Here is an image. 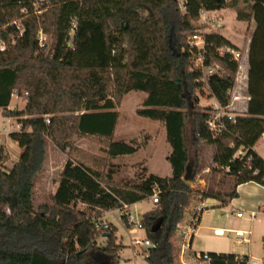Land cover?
Returning <instances> with one entry per match:
<instances>
[{
    "label": "trees",
    "instance_id": "trees-1",
    "mask_svg": "<svg viewBox=\"0 0 264 264\" xmlns=\"http://www.w3.org/2000/svg\"><path fill=\"white\" fill-rule=\"evenodd\" d=\"M38 1L0 0V37L8 44L0 51V110L20 119L22 130L9 136L23 150L14 167L5 170L2 163L9 156L0 146V264H119L123 246L117 242V228L111 224L107 230L98 229L96 219L77 209V204L110 211L147 200L154 188L160 191L157 208L143 216L147 237L155 245L147 248L146 260L176 264L170 238L198 195L182 180L188 160V117L194 118L196 146L215 145L214 165L235 179L228 200L209 194H203V199L216 198L225 204L238 197V185L264 186V159L254 150L264 133V0H186L185 11L178 0H54L45 14L55 39L47 59L39 53L40 23L34 14ZM240 2L244 7L238 8L237 18L256 23L247 53V112L236 114L235 122L226 119L227 130L214 137L210 109L200 107L197 91L205 84L197 81L201 72L190 70L187 38L195 32L202 8L220 10ZM45 30L49 31L47 26ZM206 40L207 64L219 63L225 71L222 77L208 79L209 91L228 104L238 63L218 50L237 47L218 32L207 34ZM23 90L28 94L25 109H9L14 93ZM131 91L147 94L137 114L166 128L172 149L167 157L170 177L145 173L139 175L138 183H116L112 172L105 174L90 165L89 156L80 159L70 154L72 134L99 138L106 145L108 157H93L94 165L107 166L109 158L139 150L134 141H113L121 99ZM46 137L64 152L69 148L70 158L51 204L36 210L34 186L46 157ZM241 148L246 151L242 159L236 157ZM121 218L126 224L124 213ZM159 218L162 227L152 232ZM106 232L109 236L103 237ZM101 237L105 244L98 242ZM210 254L220 259L238 256Z\"/></svg>",
    "mask_w": 264,
    "mask_h": 264
},
{
    "label": "rangeland",
    "instance_id": "rangeland-1",
    "mask_svg": "<svg viewBox=\"0 0 264 264\" xmlns=\"http://www.w3.org/2000/svg\"><path fill=\"white\" fill-rule=\"evenodd\" d=\"M53 4L54 0H46L44 2L39 0L34 4V14L38 17L40 23V28L37 33L39 39V53L44 59L52 56L55 44V39L51 32L50 20H48V17L45 15ZM144 15L146 16V14ZM233 17L234 10H231L230 17L227 19L224 18L223 32L236 43H241L246 32V24ZM18 22V24H20L21 20ZM46 26L49 29L48 32L45 30ZM4 43L5 47H8L7 42ZM11 43L15 44L13 35H11ZM69 45L72 46V40H70ZM173 47L176 48L175 42L173 43ZM240 50L244 56L247 55L245 47H242ZM244 63L246 64V57L241 61V64L244 65ZM244 71V67L238 70L234 86L228 92L229 98L233 103L232 108H234V112L237 114L243 113L242 111L246 104L244 96L247 95V91L246 87L243 85L244 83H242L246 78V73L244 74ZM197 92L200 107L202 111H206L207 107L214 103L213 96L207 86H201ZM236 95L242 97L236 100L234 99ZM27 97L28 94L25 90L21 93H17V95H13L9 108L14 111L24 110L27 104ZM146 97L147 94L145 92L131 91L122 97L118 108L120 117L113 141H134L139 148L136 153L118 156L115 159L109 158V165L107 166H104L102 162H99L98 165H94V161H92L93 157H108L106 145H104L99 138L83 137L72 134L68 138L72 143V153L70 154L80 159H87L89 156L87 160L89 164L93 165L102 173L107 174L112 172L113 181L116 183H138L140 181L138 178L139 175L145 173V176L150 173L160 177L172 176V167L167 159L171 147L166 141L165 129L161 132L163 125L158 120L137 114V110L143 107V101ZM47 117L49 116L47 115ZM190 117L187 118V121ZM191 118L194 119L193 117ZM19 120L20 119L17 117L6 116V114L0 110V146H3L6 154L9 156V158L2 163V167L5 170H11L14 167L19 161L23 151L17 142H11L10 133L4 131L6 128L12 132L18 124L22 126ZM46 138V157L42 170L36 177L34 186V206L36 210L44 204H51V195L55 193L58 187L59 175L66 161L70 158L68 153L70 151L69 148L64 152L56 141H53L49 137ZM257 146L259 152L264 157L263 138L258 141ZM195 147L196 155L194 158L196 171L194 178L189 184H191L195 193L198 194L194 197L193 201L203 200L208 210L205 211L200 222V225H203L204 228H199L197 234L193 237L192 249L196 252H208L216 255L249 253L253 255V261L258 260L259 264H264V211H261L257 219L251 222L249 220V214L246 211H244V218L239 219L236 215L237 211H234L229 204H222V202L216 198L203 199V194H209L211 197L219 196L228 200V194L235 188V179L227 170L219 169L214 165L213 158L217 149L215 145L201 143L198 147L195 144ZM241 151L246 153V151L241 148L237 152L236 157L239 156ZM76 208L90 213L93 219L108 221L117 228V242L123 246L120 252L119 264H148L146 258L143 257L147 248L133 245L135 239H143L145 237V232L139 230L136 234L132 235L129 232L130 226L128 223L125 224L119 211H93L81 203H78ZM156 208L157 204L152 203V198L150 196L145 202H140L138 205L132 206L130 210L133 218L140 214L138 218L142 219L146 212ZM190 213L189 209L186 213L185 220L182 222L183 225L188 223ZM210 227L251 229V239L253 243L250 245H239L235 242L234 233L227 232L224 235H217L212 229H209ZM170 240L174 247L175 263L180 264L178 261L180 235L177 228L172 233ZM98 242L101 245L105 244V239L101 237Z\"/></svg>",
    "mask_w": 264,
    "mask_h": 264
},
{
    "label": "built area",
    "instance_id": "built-area-1",
    "mask_svg": "<svg viewBox=\"0 0 264 264\" xmlns=\"http://www.w3.org/2000/svg\"><path fill=\"white\" fill-rule=\"evenodd\" d=\"M46 0H41L44 2ZM180 4V9L185 11L186 0H178ZM75 26V22H73ZM195 32L188 37L187 41V50L192 54L190 70L191 71H199L201 72V76L197 79L198 82L205 84L208 87V79L211 76H223L225 71L223 67L219 63L207 64V40L206 35L213 32H218L224 28V16L219 13V10H208L206 8H202L199 12L198 19L195 21ZM6 49L4 41L0 37V51H4ZM219 54L222 56H230V59L236 61L238 63V70L241 68V61L247 57L244 56L242 51L239 48L224 46L218 50ZM17 95V92L14 93ZM242 96L236 95L234 99L238 100ZM249 98V97H248ZM232 102L229 99L228 104H223L214 98V103L210 104L209 113L211 114V118L209 121V128L214 137H218L223 134L227 130L226 119L232 120L235 122V115L232 110ZM49 122V120H47ZM22 130L21 125H17L15 130L12 132H19ZM4 131L7 133L9 130L6 128ZM264 139V133L261 136V139ZM245 153L240 152L239 157L242 159L245 157ZM254 174H258V170L254 172ZM264 180V179H263ZM159 190L154 188L153 194L151 195L152 203L157 204L159 202ZM134 205V204H132ZM132 205L123 204L122 208L113 209L110 211H119L121 215L124 213L127 223L130 226L129 232L134 235L139 230H143L145 232V237L143 239L137 238L133 241L134 246H144L146 248L150 246H155L152 241L147 237L146 228L143 222V218L139 219V215L135 218L132 217L130 208ZM130 210V211H129ZM208 208L205 206L203 200L193 201L190 207V218L188 223L184 225L182 222L178 224L177 230L179 231L180 241L178 246V261L180 264H218L219 262L222 264H235L245 262V264H259L258 260H243L241 255L236 256L235 258H226L220 259L206 252H196L192 249V241L193 237L197 234L199 229V225L201 222L202 215L207 211ZM264 211V203L258 206L255 209L248 211L249 220L251 222L257 219L258 214ZM238 218H244V210L236 212ZM95 225L98 229H109L110 223L108 221H104L101 219H97L95 221ZM227 232H231L235 234V242L239 245L242 244H250L252 242L251 229H221L215 230L217 235H224ZM143 257H147L145 253Z\"/></svg>",
    "mask_w": 264,
    "mask_h": 264
},
{
    "label": "crops",
    "instance_id": "crops-1",
    "mask_svg": "<svg viewBox=\"0 0 264 264\" xmlns=\"http://www.w3.org/2000/svg\"><path fill=\"white\" fill-rule=\"evenodd\" d=\"M242 7H244V4L242 2H240L237 7H229L228 6V7H224L222 9H220L219 13H221L224 16V18L227 19L228 17H230L231 10H234V17L233 18L238 19L237 18L238 8H242ZM239 21L245 22V24H246V32L244 34V38L242 39L241 43H236L234 40H232L229 37H227L224 34L223 29L220 31V33L223 36H225L228 40H230L237 48L241 49L242 47H245L246 52L248 53L249 46H250V41H251V36H252V33L255 30L256 23H255L254 19L247 20V21H245V20H239ZM246 56H247L246 57V64L245 63H244V65L241 64V67H244V70H245L244 74L246 73V78H245L244 82L242 81V83H244L243 85H244V87H246V90H247L249 62H248V55H246ZM245 96H244V99H246V102H245L246 104H245V106L243 108V111H242L243 113L242 114H245L247 112V102H248L249 98H248L247 95H245ZM213 99H214V97H213ZM231 110H232V112L234 114H237L236 112H234L235 111L234 108L231 107ZM164 129H165V132H166V128L163 125V127L161 129V132H163ZM10 140H11V142L13 141L12 139H10ZM166 141H167V137H166ZM257 145H258V142L254 146V150L264 159L263 155L259 152ZM171 151H172V149L170 150V153H171ZM237 192H238V197L237 198H234V199L228 201L227 203H225V204H229L234 211L238 212V211L244 210V211L248 212V211H250L252 209L257 208L258 206H260V205H262L264 203V186H262V185H260L258 183L248 182V183H245V184L238 185L237 186ZM142 202H145V201H142ZM139 203L140 202L135 203L132 206L138 205ZM239 219H242V218H239ZM201 220H202V218H201ZM199 228L202 229L204 227H203V225H199ZM209 229H212L214 231V233H215L216 229L217 230H221V229L235 230L234 228H224V227H210ZM237 229H241V228H237ZM252 243H253V240H252V242L250 244H252ZM250 244H248V245H250ZM235 255H241V256L247 255L250 258L253 257V255H251L249 253H242V254H235Z\"/></svg>",
    "mask_w": 264,
    "mask_h": 264
},
{
    "label": "water",
    "instance_id": "water-1",
    "mask_svg": "<svg viewBox=\"0 0 264 264\" xmlns=\"http://www.w3.org/2000/svg\"><path fill=\"white\" fill-rule=\"evenodd\" d=\"M185 140H186V149L188 160L185 165L184 174L182 176V180L189 183L192 181L196 171V164H195V155H196V147H195V140H194V119L191 117L186 122L185 127ZM163 224V219H157L151 227L152 232L158 231ZM109 236V233H103V237Z\"/></svg>",
    "mask_w": 264,
    "mask_h": 264
}]
</instances>
